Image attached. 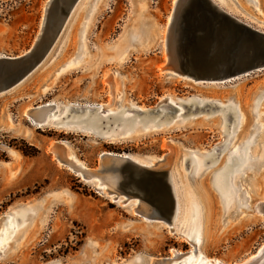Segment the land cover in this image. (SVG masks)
I'll use <instances>...</instances> for the list:
<instances>
[{
	"label": "rangeland",
	"instance_id": "374dc122",
	"mask_svg": "<svg viewBox=\"0 0 264 264\" xmlns=\"http://www.w3.org/2000/svg\"><path fill=\"white\" fill-rule=\"evenodd\" d=\"M45 1L0 0V60L20 56L33 45ZM214 1L264 30V0ZM172 5L173 0H80L41 62L0 93V264H125L135 256L152 262L193 250L188 237L176 231L180 224L186 232L194 229V235L201 228L198 251L226 264L242 261L264 241V216L252 210L264 200V71L207 84L165 76L158 67ZM145 28L150 36H144ZM165 98L185 100L177 101L183 110L168 112ZM51 102L108 107L112 113L97 119L99 127L113 128L123 118L130 125L155 127L109 141L80 130L36 127L27 119H38L36 107ZM55 142H65L68 154L83 166L106 172L111 164L105 153L143 163L170 154L179 168L176 189L182 200L174 230L147 219L154 217L150 203L139 202L137 215L97 190L94 181L57 162L50 150ZM23 145L37 153L24 155ZM233 149L234 155L254 161L228 165ZM192 150L199 163L204 161L191 174ZM216 176L228 177L231 187L240 190L232 196L223 185L226 211L214 189ZM105 184L108 192L117 188L112 180ZM189 190L194 194L187 203L183 196Z\"/></svg>",
	"mask_w": 264,
	"mask_h": 264
},
{
	"label": "water",
	"instance_id": "95a60500",
	"mask_svg": "<svg viewBox=\"0 0 264 264\" xmlns=\"http://www.w3.org/2000/svg\"><path fill=\"white\" fill-rule=\"evenodd\" d=\"M77 1L50 0L33 45L20 56L0 60V93L22 81L41 62ZM171 11L161 63L167 74L173 73L196 84H207L224 83L264 71V30L237 18L214 0H175ZM163 104L168 112L177 111L167 98ZM50 107L42 104L36 108L38 119H42ZM158 111L159 108L154 110ZM108 116L104 108L71 104L60 120L77 130H87L105 138L112 127H99L96 122L98 118ZM59 147L61 161L80 176L98 179L106 187L105 180L114 181L117 186L112 193L114 196H122L124 201L135 199L150 203L154 210L151 213L154 217L150 219L161 221L170 226L169 230H174L172 224L177 219V197L170 167L163 160H159L161 164L155 167L140 164L129 155L105 154L106 161L111 164L106 172L101 167L90 169L77 164L61 155L65 144L59 143ZM258 248L250 258H244L248 259L246 264H254L264 255V244L259 253ZM181 256L153 259L150 264H184Z\"/></svg>",
	"mask_w": 264,
	"mask_h": 264
},
{
	"label": "bare ground",
	"instance_id": "6f19581e",
	"mask_svg": "<svg viewBox=\"0 0 264 264\" xmlns=\"http://www.w3.org/2000/svg\"><path fill=\"white\" fill-rule=\"evenodd\" d=\"M49 2H50V0H46L45 1V3H44V10L46 9V7H47V5H49ZM80 2V0H78L77 1V3L75 4V7H76V5L78 4ZM258 2V1H257ZM174 3H175V0H173V5H174ZM218 4V3H217ZM173 5H172V7H173ZM219 5V4H218ZM254 5H255V7H256V4L254 3ZM74 7V8H75ZM172 7H171V10H172ZM224 8V7H223ZM74 10V9H73ZM170 10V12H171V14H172V11ZM261 12V11H260ZM72 13V12H71ZM171 14L168 16V19H167V21H166V24H165V26H166V28H165V34H164V37H163V45H164V50L166 49V47H165V45H166V38H167V32H168V26H169V22H170V19H171ZM261 15H263L262 13H260ZM71 15V14H70ZM261 22H264V19L263 20H260ZM42 22V21H41ZM147 27V26H146ZM150 29V28H149ZM149 29H147V28H145V30H141L140 29V31H142L143 32V34H144V36L146 35V36H150V31H149ZM260 29V28H259ZM262 30V29H261ZM151 34H152V32H151ZM38 35V34H37ZM149 43V42H148ZM145 44V43H144ZM143 44V45H144ZM147 45V44H146ZM146 45H144V46H146ZM147 47H148V45H147ZM126 49V48H125ZM122 50H124V49H122ZM121 50V51H122ZM145 50V49H144ZM125 51V50H124ZM122 53V54H121ZM120 54L124 57L125 55V53H123V52H120ZM119 55V54H118ZM120 56V55H119ZM163 56H164V54H163ZM123 57H122V59H123ZM121 60V59H120ZM165 60V59H164ZM163 65L162 64H160L159 65V67H158V70L160 71V72H162L163 70ZM164 72V73H163ZM162 73L165 75V76H177V75H175V74H173V73H166L165 71H163ZM167 74V75H166ZM178 77V76H177ZM201 99L199 98V101H200ZM168 101H170L174 106H176L177 107V113H179V111L180 110H183V105L182 104H178L177 103V101H185V100H176V101H174V100H172V99H169ZM200 103H203L202 101H200ZM177 104V105H176ZM44 106L45 105H48V106H52V107H50V109L46 112V113H44V115H43V117H42V119H34V118H32V117H30L29 115H26V117H27V119L32 123V124H34V125H36V127H42V125H45V124H47V125H52V126H55V127H58V128H63V129H69V130H77V128H75V127H73L71 124H68V123H65V121H62V120H60V118L62 117V116H64L66 113H67V109H68V107H69V105L70 104H66V105H63V106H60L59 104H55V103H53V102H51V103H45V104H43ZM40 107V105L39 106H37L36 108H39ZM99 108H101L102 106H98ZM238 108V107H237ZM139 109H142V108H139ZM112 113V110H110L108 107H107V109H106V113ZM181 115V113L180 114H177V117H179ZM124 117H126V116H124ZM245 117V116H244ZM242 119V118H241ZM173 120V119H172ZM172 120H170V121H167V122H172ZM174 122V121H173ZM175 122H180V121H178V120H176ZM166 124V123H165ZM172 123H168V124H166V125H163V126H165V127H168V126H170ZM153 127H155V124H150V125H148V124H141V123H136V124H133V125H130V123H129V121L127 120V119H120V120H118V124H116L115 125V127L114 128H116L115 130H113V128H111L110 129V132L106 135V137L105 138H103V139H106V140H109V141H114V140H122V139H126V138H130L132 135H138L141 131H144V130H147V129H149V128H153ZM80 131H82V132H86V133H90L89 131H87V130H80ZM119 135V136H118ZM61 143H64L65 144V142H61ZM234 148V147H233ZM50 150L52 151V153H54V156H55V158H56V161L57 162H60L61 164H63L62 163V161H61V159H60V152H61V148L59 147V143L58 142H55L54 144H52L51 145V147H50ZM236 151V149H233V151H231L230 152V156H229V159L227 160L228 162H230V163H228V165L229 164H233L234 162H238V165H242V164H246V163H250V162H252V161H254V160H252L251 159V157L249 158V156L248 155H238V156H236V155H234V152ZM200 152V151H199ZM191 154H192V157H191V166H192V172H191V174L192 173H195V172H197L198 171V169H197V167L198 166H203V161H204V158H202L203 160H202V163H199V161H198V159H197V151H194V150H192L191 152H190ZM14 154V153H13ZM105 154H112V153H105ZM196 154V155H195ZM15 155V154H14ZM61 155H63L64 157H67V158H69V159H71V160H73V161H75L77 164H80L81 166H83V164H81L76 158H74L73 157V155H71V154H68V152H67V145L65 144V148H64V150L62 151V153H61ZM201 155H203V157H205L206 155H208V152L207 151H205L204 149H203V151L201 152ZM135 161H137L138 163H140V164H143V165H147V166H151V165H155V162H158L159 160H163V162L164 163H166L167 164V166H169L170 167V170H171V174H172V178H173V182H174V188H175V193H176V197H177V209H176V212H177V218L178 219H176L177 221H179L180 220V217H181V211H182V209H181V203H182V200L180 199V196L181 195H179L180 194V192L176 189L177 187H178V185H177V179H178V165H174V163H173V157H171V155L170 154H167V155H165V156H161V157H159V158H157V159H154L153 157H151L149 160H148V162L147 163H143L142 161H138L136 158H134V157H132ZM165 160H164V159ZM254 158V157H253ZM156 160V161H155ZM182 160V159H181ZM59 163V164H60ZM178 164V163H177ZM226 166L227 167V169H230V166ZM67 166V168L68 169H70V170H72V171H74L73 170V168L71 167V166H69V165H66ZM70 167V168H69ZM222 169H225V167L224 168H222ZM221 169V170H222ZM227 169H225V172H227L226 170ZM75 172V171H74ZM77 175H79L80 176V174L78 173V172H75ZM237 173L236 172H234V175H236ZM221 175H223L222 173H221ZM81 177V179H83V180H85V181H94L95 182V186H96V188H97V190H100V191H104L105 192V195H108L109 196V198L111 199V200H113V201H115V202H117V203H119V204H123V205H125V206H128L130 209H132V212H134V213H136L137 215H140L141 214V212H140V210H138V204H139V202L137 201V200H127V201H124V197H122V196H114V194H112V193H109V192H107L106 191V186L105 185H103V184H101L100 183V181L98 180V179H85V178H83L82 176H80ZM225 178V177H224ZM216 179H218V182L216 183V185L214 186V189L216 190V192H217V194H218V196H219V201H220V204H221V206H222V208H223V211H226L227 209H228V207H229V205H228V200H227V198H226V196H225V193H226V189L223 187V185L224 184H226L227 185V192L228 193H231V195L233 196L234 194L235 195H238L240 192V190H237V189H233L234 187H231V185H230V181L228 180V177L226 178V180L225 181H222V178H221V176H216L215 177V180ZM190 191V193H186L184 196H183V201L184 200H186V202L187 203H189L190 202V200L192 199V194H194L193 193V190H189ZM230 191V192H229ZM233 191V192H232ZM246 191V190H245ZM234 193V194H233ZM246 198V197H245ZM109 199V200H110ZM252 210L254 211V212H256L257 214H260L261 216L263 215L264 216V200H258V201H256L254 204H253V206H252ZM141 216V215H140ZM142 217H144L143 215H142ZM5 218H7V216H5ZM144 218H147V217H144ZM264 218V217H263ZM147 219H149V220H152V219H150V218H147ZM196 219H198V218H196ZM154 221H156V222H161V221H158V220H154ZM8 222V221H7ZM162 223V222H161ZM180 224V223H179ZM176 231L178 232V233H180V234H184L186 237H188V240L193 244V250L191 251V252H187L186 254H182V256H181V260H182V262L184 263V264H218L217 262H219L220 260H217V259H211V258H207L202 252H200V251H198V249H197V243H198V241H200V238H201V228L199 229V233H198V235H197V233H196V235H194L193 233H194V229H192L191 231L190 230H187V232H186V230L183 228V226H181V224L179 225V227L178 228H176ZM175 231V232H176ZM170 232H172L171 230H170ZM0 235H1V232H0ZM2 239V238H1ZM263 244H264V241L260 244V246H259V248H258V253L260 252V250L262 249V246H263ZM4 246V244L2 243V240H0V249H1V247H3ZM180 253H175V255L174 256H176V255H179ZM252 256V254L251 255H249V256H247L246 258H250ZM173 257V256H172ZM248 259H243L242 261H240L241 263H243V264H246V262H248L247 261ZM150 262H151V259H146L145 261H144V259L141 257V256H139V258L138 257H136L134 260H132V261H129V262H126L125 264H150ZM245 262V263H244ZM237 263H239V262H235V263H233V264H237ZM253 264V263H252ZM254 264H264V255L258 260V261H256Z\"/></svg>",
	"mask_w": 264,
	"mask_h": 264
},
{
	"label": "trees",
	"instance_id": "16d2710c",
	"mask_svg": "<svg viewBox=\"0 0 264 264\" xmlns=\"http://www.w3.org/2000/svg\"><path fill=\"white\" fill-rule=\"evenodd\" d=\"M20 150L22 151L24 155L33 156L37 153V150L35 148L31 146H27V145H23V148H20Z\"/></svg>",
	"mask_w": 264,
	"mask_h": 264
},
{
	"label": "crops",
	"instance_id": "0c3cea01",
	"mask_svg": "<svg viewBox=\"0 0 264 264\" xmlns=\"http://www.w3.org/2000/svg\"><path fill=\"white\" fill-rule=\"evenodd\" d=\"M18 156H16V158H17Z\"/></svg>",
	"mask_w": 264,
	"mask_h": 264
}]
</instances>
